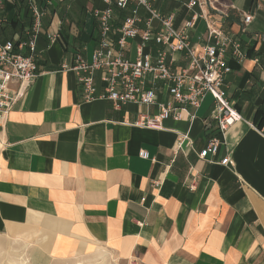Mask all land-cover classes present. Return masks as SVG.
I'll use <instances>...</instances> for the list:
<instances>
[{
    "label": "crops",
    "instance_id": "obj_1",
    "mask_svg": "<svg viewBox=\"0 0 264 264\" xmlns=\"http://www.w3.org/2000/svg\"><path fill=\"white\" fill-rule=\"evenodd\" d=\"M2 1L0 39L26 41L28 0ZM33 1L43 13L38 77L0 130V234L48 264H264V135L257 127L264 114V0H197L194 9L192 0H151L175 29L198 16L191 32L197 49L208 42V24L241 44L243 61L229 49L225 90L244 121L226 134L213 120L210 95L198 109L179 110L180 119L173 113L162 130L132 125L158 114L157 105L86 101L72 68L78 54L91 62L99 40L94 11L105 4ZM139 12L142 30L151 15ZM116 15L120 25L126 14ZM245 15L252 16L246 27ZM139 42L129 41L128 57H136ZM144 51L155 57L158 50L149 44ZM170 59L185 65L181 54ZM96 79L102 94L106 84L100 73ZM155 87L160 102L170 99L165 83ZM213 137L222 142L217 155L201 159Z\"/></svg>",
    "mask_w": 264,
    "mask_h": 264
},
{
    "label": "built area",
    "instance_id": "obj_2",
    "mask_svg": "<svg viewBox=\"0 0 264 264\" xmlns=\"http://www.w3.org/2000/svg\"><path fill=\"white\" fill-rule=\"evenodd\" d=\"M102 1L105 8L94 11L99 27V40L92 60L87 62L78 54L72 68L78 74V82L83 88L86 101L109 100L117 109L127 103L141 107L157 105L160 108L158 114L140 115L132 125L162 130L163 122L172 117L173 113H176V119H180L179 110L186 107L198 109L205 97L210 95L215 101L213 120L222 134L244 121L242 115L231 105L225 90V81L231 72L227 60L229 49H233L231 55L237 60L243 61L246 57L239 42L231 36H224L212 24L207 23L208 42L197 49L191 38L197 15L175 29L174 18L160 14L153 8L151 0ZM27 5L33 16V23L26 30L28 39L17 43L0 39V130L17 101L38 77L36 39L41 33L43 13L33 0H28ZM2 6L3 1L0 0V11ZM188 6L194 9L199 3L192 0ZM140 8L151 15L145 22L146 28L142 30L139 27L143 23ZM116 10L126 14L120 25L117 24L119 17ZM202 13L205 17L206 12ZM152 20L157 22L156 27L152 26ZM251 22L252 16L245 15L243 26L246 27ZM2 25L0 17V30ZM55 37L49 36V39L53 40ZM138 37L141 42L136 46V57L133 59L128 57L129 41H135ZM149 44L158 50L155 57L144 51ZM176 54L182 55L184 66L177 67L174 59L168 60L169 56ZM99 73L101 81L106 84L102 94H99L96 83ZM149 75L153 78L151 86H148ZM156 82H163L167 86L170 99L165 103L159 101ZM14 83L19 84L16 91L12 89ZM258 130L264 135V128ZM221 143L220 139L211 138L199 157L206 159L217 155ZM140 156L150 159V154L145 151ZM228 162L225 159L221 164L226 165Z\"/></svg>",
    "mask_w": 264,
    "mask_h": 264
},
{
    "label": "rangeland",
    "instance_id": "obj_3",
    "mask_svg": "<svg viewBox=\"0 0 264 264\" xmlns=\"http://www.w3.org/2000/svg\"><path fill=\"white\" fill-rule=\"evenodd\" d=\"M0 264H48V262L39 260L30 247L0 234ZM68 264H107V262L81 258Z\"/></svg>",
    "mask_w": 264,
    "mask_h": 264
},
{
    "label": "trees",
    "instance_id": "obj_4",
    "mask_svg": "<svg viewBox=\"0 0 264 264\" xmlns=\"http://www.w3.org/2000/svg\"><path fill=\"white\" fill-rule=\"evenodd\" d=\"M26 8H27V5H26ZM28 12H29V11H28ZM258 113H260V115H262V114L264 113V111H263L262 109H260ZM263 122H264V114H263L262 122H260V123L257 124V127H258L259 129L262 128V126H263Z\"/></svg>",
    "mask_w": 264,
    "mask_h": 264
}]
</instances>
